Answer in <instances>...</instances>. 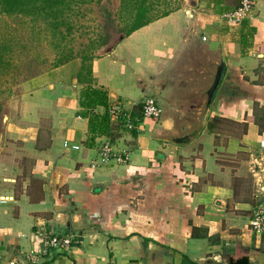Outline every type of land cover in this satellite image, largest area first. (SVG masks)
I'll use <instances>...</instances> for the list:
<instances>
[{
    "label": "crops",
    "instance_id": "1",
    "mask_svg": "<svg viewBox=\"0 0 264 264\" xmlns=\"http://www.w3.org/2000/svg\"><path fill=\"white\" fill-rule=\"evenodd\" d=\"M237 4L180 0L93 55L89 74L74 57L19 81L0 122V264H228L235 245L264 264V235L248 227L264 205V0L225 22ZM219 60L200 126L170 139L196 129ZM90 86L106 105L83 104ZM147 96L157 118L141 115ZM105 141L127 159L101 161ZM44 234L70 246L30 263Z\"/></svg>",
    "mask_w": 264,
    "mask_h": 264
},
{
    "label": "rangeland",
    "instance_id": "2",
    "mask_svg": "<svg viewBox=\"0 0 264 264\" xmlns=\"http://www.w3.org/2000/svg\"><path fill=\"white\" fill-rule=\"evenodd\" d=\"M118 1L72 3L61 26V35L54 38L40 21L22 15H0V122L3 107L16 95L19 81L53 66L57 59L53 43L60 36L61 45L71 49L74 56L86 50V45H95L90 52L92 56L104 52L123 38V25L117 16ZM179 3L180 0H156L151 12L156 14ZM100 37L105 39L102 46L96 45ZM217 124L225 126L222 120Z\"/></svg>",
    "mask_w": 264,
    "mask_h": 264
},
{
    "label": "trees",
    "instance_id": "3",
    "mask_svg": "<svg viewBox=\"0 0 264 264\" xmlns=\"http://www.w3.org/2000/svg\"><path fill=\"white\" fill-rule=\"evenodd\" d=\"M89 0H0V15H22L28 17L32 21H40L49 31L51 38L61 35V26L65 23L66 15L71 10V4L76 2L83 3ZM156 0H119L117 16L119 23H122L121 32L123 36H127L133 30L147 24L153 19L169 13L173 8L163 9L161 12L152 14L154 2ZM60 38L53 43L56 50L57 59L54 65L61 64L68 59L78 57L81 60L80 70L86 75L89 74L90 66L87 61L91 59L92 53L90 47L85 46L86 50L79 51L77 55L71 53V49H65L60 43ZM96 45L105 44V39L100 37ZM90 39L89 41H93ZM97 40V39H95ZM88 44V43H87ZM90 45V44H89ZM1 56V53H0ZM80 73V71H79ZM87 106L93 104L106 105L105 92L100 88L87 87L83 92ZM188 264L190 261H186ZM228 264H248L247 249L241 245H235L233 250L227 256Z\"/></svg>",
    "mask_w": 264,
    "mask_h": 264
},
{
    "label": "built area",
    "instance_id": "4",
    "mask_svg": "<svg viewBox=\"0 0 264 264\" xmlns=\"http://www.w3.org/2000/svg\"><path fill=\"white\" fill-rule=\"evenodd\" d=\"M252 11V0H238V4L225 11L222 14V19L225 22L232 23H240L241 20L250 15ZM188 9L185 11L186 15H188ZM201 40H205L203 35H200ZM141 115L147 118H157L160 115V108L157 105L155 99L152 96H147L141 102ZM108 113L110 116L116 117L118 114L123 115L125 118L124 123L125 126L130 128L132 126L131 118L125 116L123 112L120 111L117 105H113ZM65 145V143H64ZM76 148V145L72 146ZM99 156L101 161H107L110 157H114L117 162H123L127 159V155L125 153H116L113 154L110 146L105 141L99 149ZM5 199L3 196H0V202H4ZM248 227L249 229L259 235H264V205L255 206L249 216L248 219ZM71 239L66 236H57V235H42V248L30 249L27 252V259L30 263L38 262L42 255L50 248L53 249H66L70 246Z\"/></svg>",
    "mask_w": 264,
    "mask_h": 264
},
{
    "label": "water",
    "instance_id": "5",
    "mask_svg": "<svg viewBox=\"0 0 264 264\" xmlns=\"http://www.w3.org/2000/svg\"><path fill=\"white\" fill-rule=\"evenodd\" d=\"M214 68L211 74V78L209 79L207 85L205 86V88H203L200 93H198V96L200 97V101L202 99V105H201V111L200 114L198 115L197 119H196V129L193 130V132H187V131H179V134L176 135L173 138H170L172 140H181L183 138L188 139L189 137H191V135L196 132L197 128L200 126L201 121L204 118L205 115V111L207 109V105L211 99V96L213 94V92L215 91V89L217 88L219 81H220V76H221V71H222V63L221 61H217L216 63H214ZM200 94V95H199ZM1 136V133H0ZM176 138V139H174Z\"/></svg>",
    "mask_w": 264,
    "mask_h": 264
}]
</instances>
